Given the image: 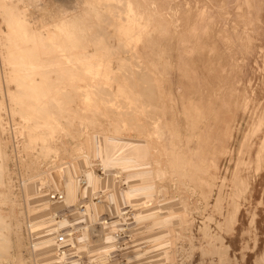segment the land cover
<instances>
[{
  "label": "rangeland",
  "instance_id": "374dc122",
  "mask_svg": "<svg viewBox=\"0 0 264 264\" xmlns=\"http://www.w3.org/2000/svg\"><path fill=\"white\" fill-rule=\"evenodd\" d=\"M37 263L264 264V0H0V264Z\"/></svg>",
  "mask_w": 264,
  "mask_h": 264
},
{
  "label": "bare ground",
  "instance_id": "6f19581e",
  "mask_svg": "<svg viewBox=\"0 0 264 264\" xmlns=\"http://www.w3.org/2000/svg\"><path fill=\"white\" fill-rule=\"evenodd\" d=\"M56 25V24H55ZM141 78V77H140ZM98 142V141H97ZM82 147V146H81ZM99 148V147H98ZM42 149V148H41ZM45 149V148H44ZM77 149V148H76ZM75 149V150H76ZM74 150V149H73ZM71 151V150H70ZM84 151V150H83ZM80 152H82V151H80ZM85 152V151H84ZM186 153V152H185ZM71 154H75L74 152L73 153H71ZM85 155V153H83V156ZM74 156V155H73ZM87 156H88V153H87ZM63 157V156H62ZM71 157V156H70ZM119 157V156H118ZM129 157V156H128ZM72 158V157H71ZM87 158V157H86ZM114 158V157H113ZM125 158V157H124ZM126 159V158H125ZM189 160H191V158H188ZM80 160V159H79ZM78 160V161H79ZM71 161H72V159H71ZM62 163V162H61ZM50 164V163H49ZM80 164V163H79ZM78 164H76V166H77ZM198 165V164H197ZM52 166V165H51ZM61 166V165H60ZM64 166V165H63ZM63 166L60 168L59 167V169H54V170H52V172H50L51 174L49 175V177L48 178H45L46 180H47V184H49V185H51V184H54V185H56L57 184V187L58 186H60L61 188H62V190H64L65 189V193H69L70 194V188H72V186H71V184H70V180L68 181V178H69V175H67L66 174V170L64 171L62 168H63ZM69 166H71V164L69 165ZM139 167V166H138ZM208 167H210V163H204V161L202 162V164L199 166V168L200 169H202V170H204V172L206 173V174H208L209 173V168ZM53 168V167H52ZM65 168V167H64ZM70 168V167H69ZM196 168V167H195ZM67 169V168H66ZM140 169V168H139ZM152 169V168H151ZM72 170V169H71ZM71 170H70V173H71ZM68 171V170H67ZM73 171V170H72ZM130 171V170H129ZM150 171V170H149ZM146 173V172H145ZM149 173V172H148ZM48 174H49V172H48ZM48 174H47V176H48ZM68 174H69V172H68ZM139 174H142V173H139ZM71 175V174H70ZM92 175V174H91ZM143 175H144V173H143ZM153 175V174H152ZM106 176V175H105ZM8 177V176H7ZM44 177V176H43ZM70 177H72V176H70ZM74 177V176H73ZM72 177V178H73ZM70 179V178H69ZM74 179H75V177H74ZM141 179V178H140ZM130 180V179H129ZM136 180V179H135ZM82 181V183H84V184H86L87 183V180L86 179H82L81 180ZM133 181V180H132ZM131 181V182H132ZM204 181H205V178H204ZM72 182V181H71ZM135 182H137V181H135ZM37 183H39V182H37ZM36 183V185H35V187H37L38 186V188H35V187H33L32 185H30V187H28V188H30V190H38L39 188H40V186L41 185H39V184H37ZM51 183V184H50ZM74 184V183H73ZM97 184V183H96ZM74 185H76V184H74ZM130 185V184H129ZM28 186H29V184H28ZM71 186V187H70ZM92 186V185H91ZM50 187H52V185L50 186ZM56 187V186H55ZM55 187H53V188H55ZM136 188V187H135ZM134 187H129L128 188V190H127V192L125 193L126 195L125 196H127L128 197V195H131V197H134V198H136V196H138V194L139 193H137L135 190ZM59 189V188H58ZM74 189V191L73 192H75V188H73ZM77 189H78V187H77ZM80 189V188H79ZM135 189V190H134ZM30 190H29V192H30ZM50 190V189H49ZM54 190V189H53ZM85 190V189H84ZM77 191V190H76ZM27 192V191H26ZM38 192V191H37ZM80 192V191H79ZM134 192V193H133ZM136 192V193H135ZM32 193V192H31ZM48 193V192H47ZM65 193L64 192H60V191H50L49 193H48V199H45L47 196L45 195V194H43V195H45V197L43 196V195H41L40 194V192H38L37 194L38 195H36L37 197L36 198H38V200L40 199L41 201H42V204L40 203V205H42V207H43V211L45 212H47V213H49L50 212V210L48 209V208H51V207H53V201L55 202V205H57V204H59V205H61V204H63V202H64V204H65V207H63V208H66V207H68V211H73V210H75V208L73 207V202L72 201H69L68 199H67V197L65 196ZM122 193V192H121ZM34 194H36V192H34ZM62 195V196H59V195ZM141 194V193H140ZM33 196V195H32ZM123 196V195H122ZM144 196V195H143ZM34 197V196H33ZM44 197V198H43ZM70 197V196H69ZM133 198V199H134ZM30 199V198H29ZM125 199V198H124ZM37 200V201H38ZM119 200H120V198H119ZM118 200V201H119ZM143 200V199H142ZM120 202V201H119ZM119 204V203H118ZM117 204V205H118ZM122 204V203H121ZM133 204V203H132ZM153 204V203H152ZM48 207H47V206ZM92 205V204H91ZM116 205V206H117ZM123 205V204H122ZM32 206V205H31ZM39 206V205H38ZM116 206H114V207H116ZM41 206H40V208H42ZM47 207V208H46ZM70 207V208H69ZM80 207V206H79ZM84 207V209L86 210V206H83ZM62 208V206H61V208L60 209H63ZM59 209V210H60ZM83 209V210H84ZM53 210V209H52ZM51 210V211H52ZM115 210H116V208H115ZM118 210V209H117ZM40 212V211H39ZM89 213H90V211H88ZM47 213H45V216L46 215H48ZM54 213V212H53ZM65 212H63V213H61V214H59L60 215V220L59 221H66V219H65V217H63V214H64ZM21 214V213H20ZM51 214V213H50ZM120 215H124V212H121L120 213ZM14 216V215H13ZM54 216V215H53ZM94 216V215H93ZM98 216V215H97ZM47 217V216H46ZM120 217H122V216H120ZM38 219V218H37ZM45 219H47V218H45ZM50 220V219H49ZM46 222H48V220L46 221ZM105 222V221H104ZM49 223V222H48ZM51 223H52V221H51ZM108 223V222H107ZM107 223H105V224H107ZM46 224V223H45ZM42 225H44V224H42ZM47 225V224H46ZM49 225H51L50 223H49ZM39 227V226H38ZM44 228V230L45 231H50V230H52L53 228H55V226H54V224L53 225H51V226H45V227H43ZM42 228V229H43ZM41 230V229H40ZM45 231H43V232H45ZM68 231H70L69 229H68ZM131 231H132V228H131ZM134 231V230H133ZM39 232H41V231H39ZM17 233V232H16ZM52 233V232H51ZM64 233H66V231L64 232ZM53 236L54 235H49L48 237H46V238H44L43 240H41L42 241V243L43 242H47V245L49 244V246H52L51 245V242H52V239L51 238H53ZM56 236V235H55ZM86 236V235H85ZM41 237V236H40ZM106 239V238H105ZM136 239V238H135ZM131 240V239H130ZM14 243V242H13ZM93 244V243H92ZM91 244V245H92ZM96 244V243H95ZM94 244V245H95ZM100 244V243H99ZM4 245V244H3ZM46 245V246H47ZM90 245V246H91ZM96 245H98V244H96ZM45 246V245H44ZM74 246V245H73ZM130 247V246H129ZM143 247V246H142ZM3 248V247H2ZM40 248V247H39ZM50 250H51V248L50 247H48ZM47 248V249H48ZM105 248V247H104ZM67 249H70V248H66L64 251H62V252H59L61 255H65L66 253H67ZM89 249V248H88ZM107 249V248H106ZM105 249V250H106ZM6 251H8V250H6ZM50 252V251H49ZM51 252H52V250H51ZM93 252V251H92ZM58 252H57V254H55V257L56 258H58V255L60 256V254H59ZM107 253V252H106ZM51 254V253H50ZM93 254V253H92ZM97 254V253H96ZM131 255V254H130ZM129 255V256H130ZM133 255V254H132ZM103 256V255H102ZM139 256V255H138ZM52 256H50L49 255V257L48 258H51ZM105 257V256H104ZM47 258V257H46ZM107 258V257H106ZM129 259V258H128ZM48 260V259H47ZM46 260V261H47ZM51 259H49V261H50ZM53 261H54V259H52ZM52 260L50 261V262H52ZM104 260H106L107 261V259H104ZM49 261H47V263L49 262ZM140 261V260H139ZM139 261H137V262H139ZM49 262V263H50ZM42 263V262H41ZM45 263V262H44ZM108 263V262H107ZM38 264V263H37Z\"/></svg>",
  "mask_w": 264,
  "mask_h": 264
},
{
  "label": "built area",
  "instance_id": "2783aa9c",
  "mask_svg": "<svg viewBox=\"0 0 264 264\" xmlns=\"http://www.w3.org/2000/svg\"><path fill=\"white\" fill-rule=\"evenodd\" d=\"M59 196H62L61 194ZM58 242L60 243V246L58 248L59 252H62L66 249L67 244L65 243V238L63 234H60L58 237Z\"/></svg>",
  "mask_w": 264,
  "mask_h": 264
}]
</instances>
